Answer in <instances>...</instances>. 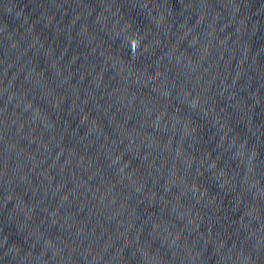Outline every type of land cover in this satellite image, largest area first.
Masks as SVG:
<instances>
[{"label": "water", "instance_id": "obj_1", "mask_svg": "<svg viewBox=\"0 0 264 264\" xmlns=\"http://www.w3.org/2000/svg\"><path fill=\"white\" fill-rule=\"evenodd\" d=\"M264 136V0H3Z\"/></svg>", "mask_w": 264, "mask_h": 264}]
</instances>
